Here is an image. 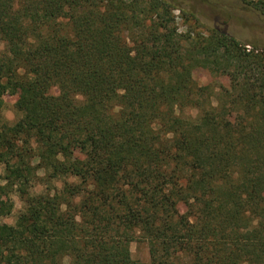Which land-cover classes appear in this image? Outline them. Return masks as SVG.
<instances>
[{
    "label": "trees",
    "instance_id": "16d2710c",
    "mask_svg": "<svg viewBox=\"0 0 264 264\" xmlns=\"http://www.w3.org/2000/svg\"><path fill=\"white\" fill-rule=\"evenodd\" d=\"M177 9L0 0V264H264V50Z\"/></svg>",
    "mask_w": 264,
    "mask_h": 264
},
{
    "label": "rangeland",
    "instance_id": "374dc122",
    "mask_svg": "<svg viewBox=\"0 0 264 264\" xmlns=\"http://www.w3.org/2000/svg\"><path fill=\"white\" fill-rule=\"evenodd\" d=\"M180 9L175 11L177 24L181 31H186L189 24L193 23L190 13L194 14L200 21L202 30L217 28L225 31L237 38L247 47V50L257 48L258 51L264 50V17L238 5L236 0H171ZM3 44H0V50ZM194 78L200 85L212 84L216 89L220 86L228 87L229 80L226 76L213 75L208 70L197 69ZM4 105L0 115V125L4 122L14 123L20 116L16 110L15 102L18 91L12 86H6L3 90ZM195 116L197 110H189ZM85 153H79L76 162L84 159ZM60 184V183H59ZM43 190L42 186L36 185L34 193ZM15 203L11 215L0 217L1 223L14 224L19 212L23 209V202L18 193L11 194ZM132 257L140 262L150 261L148 243L143 240H133L130 242Z\"/></svg>",
    "mask_w": 264,
    "mask_h": 264
}]
</instances>
